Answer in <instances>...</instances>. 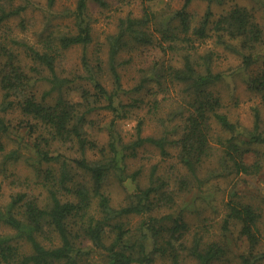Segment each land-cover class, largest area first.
I'll return each mask as SVG.
<instances>
[{"label": "trees", "instance_id": "1", "mask_svg": "<svg viewBox=\"0 0 264 264\" xmlns=\"http://www.w3.org/2000/svg\"><path fill=\"white\" fill-rule=\"evenodd\" d=\"M25 1L0 0V154L4 159L19 156L18 149L7 151L4 137L24 129L34 140L37 175L47 194L41 198L25 187L1 202L0 181V264H264L263 209L234 193L218 223L207 216L196 221L180 200L183 191L211 179L214 173L201 176L200 169L217 144V176L262 170L260 156L251 160L259 154L255 146L264 145L262 108H254L251 128L233 120L217 88L226 75L217 69L216 51L200 53L196 45L214 38L240 58L241 70H251L264 43V26L255 10L238 3L216 16L211 5L228 0H206L209 7L197 22L189 11L193 0H185L176 10L145 6L141 15L130 12L108 36L106 65L100 59L91 64L84 56L83 77L89 83L76 84V99L67 90L76 82L59 72L57 60L64 49L92 42L90 0H78L62 12L74 16L75 31L59 27L40 33L36 43H21L7 23L22 17L24 27L27 3L32 2ZM55 3L48 0L50 7ZM138 49L145 63L136 84L127 88L122 69L131 59L121 54ZM168 50L177 57L167 59ZM104 70L112 77V89L100 79ZM249 73L248 88L264 105V66ZM41 80L49 84L38 93L34 88ZM172 86L180 87L181 98L165 109ZM144 107L157 132L146 133V117L134 114ZM103 109L113 117L106 124L108 139L101 143L90 128L100 126L94 113ZM14 110L20 113L17 123L7 116ZM125 119L136 121L131 133L121 127ZM59 144L71 145L76 154L54 151ZM149 150H158L163 159L175 157L176 163L166 166L173 169L159 162L149 170L144 163L131 168L140 152ZM144 173L147 181H142ZM113 177L121 185L129 178L136 183L122 202L114 203L107 188ZM262 202L264 206V197ZM232 237L240 242L238 250Z\"/></svg>", "mask_w": 264, "mask_h": 264}, {"label": "rangeland", "instance_id": "2", "mask_svg": "<svg viewBox=\"0 0 264 264\" xmlns=\"http://www.w3.org/2000/svg\"><path fill=\"white\" fill-rule=\"evenodd\" d=\"M28 2V10L24 14L25 24L24 27L20 25L22 17H12L7 23L9 27L15 31V34L19 36L21 43L23 41L28 43H36L40 38V33H49L50 31H56L59 29L75 31L76 27L73 23L74 16L71 13L62 14L68 8H74L77 5L78 0H56L53 7L48 5V0H31ZM105 5L96 0H90L88 2L87 14L92 23L93 40L89 45H75L73 47L64 49L62 55L57 60L58 70L63 75L68 76L75 80L72 88H69L71 96L78 98L77 85L79 82H89L84 79L86 69L84 68L83 60L84 56L89 59L91 64H96L97 60L104 61L106 65L108 57V36L115 33L117 25L122 16H126L130 12L136 15H141L144 12L145 6H150L151 9L156 11H171L179 9L183 6L185 0H104ZM25 0H15L16 4L24 3ZM245 4L255 10L260 22L264 26V0H228L223 4L214 3L212 9L215 11L216 16L221 12L229 9L236 4ZM209 7V2L206 0H193L189 5V11L193 14L194 20L199 21L205 14ZM23 18V19H24ZM19 24V25H18ZM49 24V26H47ZM5 25V24H4ZM48 28L47 30H45ZM197 50L200 53H204L209 50L216 51V66L217 69L225 71V79L218 85L225 111L228 112L233 120L240 122L244 127L251 128L254 121V108L260 106L264 113V105L261 103L259 97L248 88V74L258 70L264 66V43L260 44L256 55V62L253 64L251 70H241L239 68L240 58L231 52H227L222 44H218L214 41V38H207L206 40H197ZM21 48V55L25 56L24 46ZM24 50V51H23ZM152 50L155 51L153 48ZM153 51V52H154ZM174 53L168 50L165 53V57L171 58ZM122 59H131L130 63L125 65L122 69L124 85L127 88H131L136 84L140 76V68L145 63L144 54L139 49L134 52H124L121 54ZM132 57V58H131ZM219 57V58H217ZM30 63V62H29ZM31 64V63H30ZM35 66H39L37 62H34ZM108 70V69H107ZM107 70H104V74L100 76L104 85L109 89L113 88L112 77ZM45 73L47 71L45 70ZM48 82L41 80L36 83L35 90L38 93H42L43 89L48 88ZM163 96V95H162ZM180 87H170L169 97L164 99L163 106L165 109L179 100ZM2 92L0 90V103L2 101ZM129 96L124 95V101H128ZM149 104L153 103V97H148ZM173 107V106H172ZM171 107V110L174 108ZM146 117V133H154L158 131L156 121L148 112V107L134 112ZM96 120L100 121V126L97 125L92 129V132L104 143L108 139V133L106 124L112 119L113 112L103 109L99 113H94ZM14 123H17V118L20 116L18 110H14L13 113L7 115ZM136 121L134 119H125L121 122V127L125 131H133ZM220 129L217 130L219 132ZM130 133L128 135H130ZM7 143V151L18 149L19 156L17 158L4 159L0 154V181L2 182V201L8 202L11 199V195L17 191L24 190L25 187L32 190L36 195L43 198L47 192L42 182V178L38 177L39 161L36 160L35 148L33 147L34 140L29 138L24 129H17L11 131L10 134L4 137ZM21 142V143H19ZM62 145V144H61ZM54 145V151H65L68 154H76L75 149L71 145L62 146ZM216 153L208 157L204 162V165L200 169L201 176H209L212 174L209 181H206L201 188L195 187L189 191H183L180 200L183 204L189 205V217L193 220H200L202 217H210L212 221L218 223L222 215L224 214V204L226 200H229L232 194L237 199L249 200L260 209L264 210L263 197H264V145L255 146L259 154L255 153V157L251 160H255L260 156L262 170L257 175L237 174L233 173L227 176H217L218 171L221 170L219 163L220 149L218 144L216 145ZM220 146V145H219ZM176 153V149H170ZM150 156H147V155ZM133 163L131 168H135L136 164L144 163L149 170V166L152 162H159L161 165L169 166L176 163V158L171 156L163 159L158 150L148 152H140L139 157ZM135 164V165H134ZM174 167V166H173ZM168 170H172L166 167ZM146 172V171H145ZM142 181H147L145 173L142 175ZM136 187V183L129 178L125 181V185L116 183L115 177L107 183V188L112 194L113 202H122L128 192H132ZM195 221V222H196ZM9 230V229H6ZM232 247L238 250L240 242H235L232 237Z\"/></svg>", "mask_w": 264, "mask_h": 264}]
</instances>
